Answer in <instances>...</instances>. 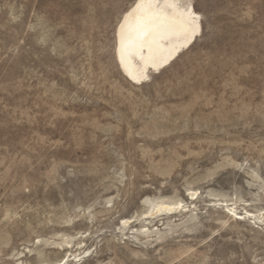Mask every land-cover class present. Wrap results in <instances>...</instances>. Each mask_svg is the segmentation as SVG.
<instances>
[{
	"label": "rangeland",
	"instance_id": "rangeland-1",
	"mask_svg": "<svg viewBox=\"0 0 264 264\" xmlns=\"http://www.w3.org/2000/svg\"><path fill=\"white\" fill-rule=\"evenodd\" d=\"M133 2L0 0V264H264V0L140 84Z\"/></svg>",
	"mask_w": 264,
	"mask_h": 264
},
{
	"label": "bare ground",
	"instance_id": "bare-ground-1",
	"mask_svg": "<svg viewBox=\"0 0 264 264\" xmlns=\"http://www.w3.org/2000/svg\"><path fill=\"white\" fill-rule=\"evenodd\" d=\"M139 3L140 0H134V2L122 14L116 30L115 56L119 70L124 77L134 84L142 83L149 77V72L151 70L156 71L169 66L180 55V53L184 51V49H188L196 41L197 36L201 33V25L199 21V31L191 38V40L186 41L185 37L180 33L174 34L166 42H161L159 45L153 46L151 59H142V56L147 58L149 55L146 48H140L143 39L142 20L154 13L168 12L170 14L171 9L165 8L164 0H159L158 5L145 3L137 10V4ZM192 11L195 12L193 9ZM130 13H132V15H129ZM195 14L198 15L196 12ZM156 22L159 23V21ZM121 25H124L123 30ZM177 204L180 205V203ZM156 209L158 212L160 210L170 211L177 209V207L176 205L162 204L161 207L158 206ZM236 218L240 219L238 216H236Z\"/></svg>",
	"mask_w": 264,
	"mask_h": 264
},
{
	"label": "snow or ice",
	"instance_id": "snow-or-ice-1",
	"mask_svg": "<svg viewBox=\"0 0 264 264\" xmlns=\"http://www.w3.org/2000/svg\"><path fill=\"white\" fill-rule=\"evenodd\" d=\"M145 3L158 5L159 0H140L137 10ZM164 4L166 9H171L170 14L168 12L154 13L142 20L143 39L140 48H146L149 53L147 58L142 56V59H151L153 46L166 42L174 34L180 33L188 41L199 31L200 17L192 11L186 0H164ZM121 28L123 30L124 25H121Z\"/></svg>",
	"mask_w": 264,
	"mask_h": 264
}]
</instances>
